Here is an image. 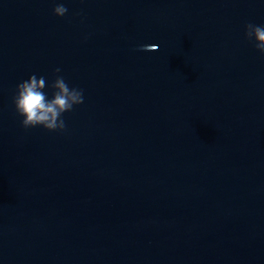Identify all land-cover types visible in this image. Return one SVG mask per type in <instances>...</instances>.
Listing matches in <instances>:
<instances>
[{
	"label": "water",
	"instance_id": "95a60500",
	"mask_svg": "<svg viewBox=\"0 0 264 264\" xmlns=\"http://www.w3.org/2000/svg\"><path fill=\"white\" fill-rule=\"evenodd\" d=\"M249 22L264 0H0V264H264ZM56 68L84 103L25 129L16 86Z\"/></svg>",
	"mask_w": 264,
	"mask_h": 264
},
{
	"label": "clouds",
	"instance_id": "9594fccd",
	"mask_svg": "<svg viewBox=\"0 0 264 264\" xmlns=\"http://www.w3.org/2000/svg\"><path fill=\"white\" fill-rule=\"evenodd\" d=\"M67 13L68 9L62 3L53 9V14L57 17H64ZM244 35L264 55V25L249 22L245 25ZM157 48L155 44L139 46L141 51H156ZM60 71V68L54 70L57 75L51 84L44 76L38 78L33 74L16 86L12 103L16 113L22 117L21 125L25 129L40 126L49 132H63L66 130L63 114L84 103L83 90L69 87L65 78L58 75ZM46 88L52 90L51 98L44 91Z\"/></svg>",
	"mask_w": 264,
	"mask_h": 264
}]
</instances>
